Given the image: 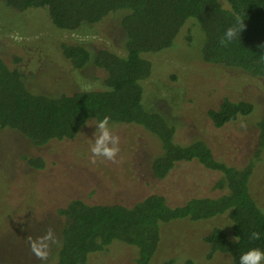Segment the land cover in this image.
<instances>
[{
	"label": "rangeland",
	"instance_id": "374dc122",
	"mask_svg": "<svg viewBox=\"0 0 264 264\" xmlns=\"http://www.w3.org/2000/svg\"><path fill=\"white\" fill-rule=\"evenodd\" d=\"M224 1V0H222ZM108 16L97 24L78 30H61L53 24L46 8L16 11L0 0V55L25 74L27 87L35 93L59 95L80 89H104L105 71L89 62L75 68L61 50V44H83L92 52L109 48L117 51L123 34ZM108 30V31H107ZM179 41L185 42L186 27ZM184 45V44H182ZM19 55L21 61L14 62ZM153 73L143 81L144 104L161 112L177 125L175 139L188 143L203 139L218 159L243 166L254 162L252 191L264 210V147H260L258 121L264 115V78L231 74L222 68L185 61L176 50L148 55ZM172 74H176L174 78ZM228 95L259 103L255 111L216 127L205 109L218 105ZM96 120L90 119L72 139L34 145L21 133L0 128V264L52 263L58 258L65 218L59 209L70 200L89 203L131 205L151 193L166 196L170 205L192 197L217 196L223 190L215 183L221 173L198 160L182 162L165 178L152 170L161 152L157 137L134 123H109L118 137V151L108 159L92 153ZM44 161L34 166L28 158ZM220 226L232 236L227 213L203 220L176 219L161 225V241L155 262L173 259V264H234L231 256L217 252L209 256L205 235ZM51 233L37 256L32 242ZM138 250L113 242L92 253L87 264H137Z\"/></svg>",
	"mask_w": 264,
	"mask_h": 264
},
{
	"label": "trees",
	"instance_id": "16d2710c",
	"mask_svg": "<svg viewBox=\"0 0 264 264\" xmlns=\"http://www.w3.org/2000/svg\"><path fill=\"white\" fill-rule=\"evenodd\" d=\"M16 11L46 8L53 24L61 30H78L97 24L108 16L123 34L117 51L109 48L92 52L83 44L62 43L63 55L75 68L93 62L104 69V89H80L73 93H35L26 84V74L0 55V128L18 131L36 146L52 140L72 139L85 120L109 117V123H134L153 133L161 144L152 170L165 178L182 162L198 160L206 168L221 173L215 187L217 196L192 197L180 205H170L166 196L151 193L137 202L89 203L74 198L60 208L65 222L58 258L52 263L87 264L90 254L105 250L113 242H123L138 250L137 264H173V259L155 262L161 241V225L176 219L203 220L227 213L232 236L222 227H213L204 237L209 256L224 252L239 264L242 252L252 247L264 249V210L251 188L254 162L243 166L218 159L203 139L176 141L177 125L144 104L143 81L154 70L148 55L174 49L185 61L222 68L231 74L264 78V0H3ZM242 19L240 37L222 44L224 31ZM185 42L179 41L184 33ZM108 31V30H107ZM184 44V45H182ZM22 57L15 54L14 62ZM176 74H172L174 78ZM259 103L223 95L206 115L216 127L253 113ZM259 144L264 147V115L258 121ZM30 163L42 167L41 158ZM254 231L259 240L250 239Z\"/></svg>",
	"mask_w": 264,
	"mask_h": 264
},
{
	"label": "clouds",
	"instance_id": "9594fccd",
	"mask_svg": "<svg viewBox=\"0 0 264 264\" xmlns=\"http://www.w3.org/2000/svg\"><path fill=\"white\" fill-rule=\"evenodd\" d=\"M244 25L242 19L236 17V21L233 25L229 26L223 33L221 38V43H229L240 37L241 30ZM85 125H88L87 119L85 120ZM93 134L95 136V143L91 147L93 154L98 156H104L108 159L114 158L116 152L118 151V137L113 135L112 129L109 125V117L104 116L102 119H98L95 122ZM51 233L43 237H37L32 242L33 251L37 256H44L46 253L43 251L46 247V241L50 238ZM261 238V233L254 231L250 234V239L259 240ZM239 264H264V249L260 247H252L241 253L239 256Z\"/></svg>",
	"mask_w": 264,
	"mask_h": 264
}]
</instances>
